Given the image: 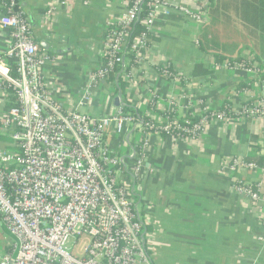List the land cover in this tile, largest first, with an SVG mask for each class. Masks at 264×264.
<instances>
[{"label": "crops", "instance_id": "0c3cea01", "mask_svg": "<svg viewBox=\"0 0 264 264\" xmlns=\"http://www.w3.org/2000/svg\"><path fill=\"white\" fill-rule=\"evenodd\" d=\"M21 1L35 42L46 57L42 73L50 95L66 111H74L90 88L93 73L104 64L109 29L124 16L130 0ZM166 2L152 25L157 40L147 53L150 61L135 69L126 89L133 106L146 112L156 94L160 109L174 100L181 117L187 114L185 103L200 116L203 109L220 110L225 101L240 111L249 97H264V45L253 34L248 36L235 25H220L207 37L206 51L201 50L204 24L193 17L200 0ZM8 43L9 34L0 27V54ZM217 55L254 59L260 74L229 68L227 61L217 64ZM152 62L171 63L189 84L165 80ZM241 84L250 86L251 94L237 91ZM122 95L114 82L103 81L93 87L79 111L114 118ZM5 97L0 91V118L8 108ZM114 132L111 128L106 141L115 153L126 156L142 138L133 126L124 136ZM148 145L135 185L152 264H264V169L232 171L227 166L231 158L264 159V122L243 117L216 121L196 140L154 133ZM236 181L259 185L260 203L253 205L240 196ZM11 243L0 219V255L10 251Z\"/></svg>", "mask_w": 264, "mask_h": 264}, {"label": "built area", "instance_id": "2783aa9c", "mask_svg": "<svg viewBox=\"0 0 264 264\" xmlns=\"http://www.w3.org/2000/svg\"><path fill=\"white\" fill-rule=\"evenodd\" d=\"M145 1L152 7L146 26L153 31L156 18L168 6L166 0H133L108 31L106 64L93 73L77 109L66 111L45 84L42 67L46 57L35 42L30 22L14 11V0H0V27L9 34L0 56V91L7 97L11 87L17 96L16 105L8 106L0 118V219L15 240L10 251L0 255V264H152L135 185L149 137L159 135L152 130L160 125L167 135L182 132L188 136L185 139L196 140L214 122L225 119L223 114L208 118V110L203 109L198 123L180 126L176 117L161 118L157 113L162 107L160 99L153 100L145 112L151 118L145 126L121 110L114 118L79 111L89 101L93 87L106 81L121 63L129 32ZM209 1L200 0L193 16L202 25L208 22ZM146 43L150 50L154 41L143 36L132 46L139 65L146 62ZM7 61L16 65V77L10 76ZM233 68L241 67L236 64ZM124 75L132 77L128 72ZM256 102L254 107L242 106L236 112L264 122V99ZM167 106L165 110L173 113L179 104L171 100ZM183 108L188 112L191 106L185 103ZM128 126L142 138L126 156L115 153L106 138L111 128L124 136ZM5 135L10 142L1 141ZM227 166L232 171L258 168L237 158L229 159ZM235 189L253 205L262 200L259 185L236 181Z\"/></svg>", "mask_w": 264, "mask_h": 264}, {"label": "trees", "instance_id": "16d2710c", "mask_svg": "<svg viewBox=\"0 0 264 264\" xmlns=\"http://www.w3.org/2000/svg\"><path fill=\"white\" fill-rule=\"evenodd\" d=\"M16 5L14 11L16 13H21L24 18H27L23 12L22 8V1L21 0H14ZM133 0L129 1L128 5L132 4ZM9 3V2H8ZM152 11V7L149 5V1H145L142 5V11L139 14L138 21L132 25L131 31L129 32V39L128 45L123 51L122 61L121 63H117L114 66V69L110 71L108 78L106 79L107 82H114L117 86V91L122 92L123 102L120 106V110L130 118H132L136 123H140L142 125H146L151 118L142 112L137 107L133 106L127 96H126V89L127 87L133 82L134 72L135 69L139 65V58L134 53L132 46L139 40L146 36L153 40H157V37L154 35V32L148 30L146 23L149 18V14ZM207 19L208 22L204 25L202 34L199 38V48L201 50L206 51V44H208L207 37L212 35L214 32V28H217L220 25L225 26H236L237 28L242 29L243 32H246L248 36H253L257 38L259 43L264 45V0H210L209 5L206 8ZM29 21V20H28ZM33 32V30H32ZM40 47V45H39ZM150 43H146V48L149 50ZM2 54H0L1 56ZM146 61H150L149 57L146 55ZM106 57L104 64H106ZM224 61H227V66L229 68H233L236 64L239 65L244 70H256L258 74H260V69H256L254 65L255 60L246 59V58H238L232 59L217 55V64H222ZM153 64V62H152ZM155 69L157 72L162 76L165 80L169 82H174L179 86H187L189 81L185 79L182 75L178 74L171 63L167 65H155ZM7 66L10 70V76L16 77V65L13 62L7 61ZM199 70V69H198ZM128 72L132 74V77H126L124 74ZM197 73V71H196ZM204 73H208L204 72ZM237 91L244 92L245 94H251L250 86L246 84H241L237 87ZM7 97H6V104L9 107L16 105V93L11 88H7ZM157 98L155 94L148 104V109L152 107V101ZM264 99V97L252 98L250 97L244 101L243 109H249L250 107H254L256 105V101ZM157 113L161 116V118H166L168 116H174L177 118L178 124L180 126H190L187 122L191 124L198 123L200 120V116H195L190 109L184 117H181L177 111L173 113H169L168 110L160 109ZM219 114L224 115V119H234L236 117H241L242 113H238L234 111L232 104L230 101H225L222 108L218 111L208 110L206 116L211 118V115L217 116ZM249 116V115H246ZM247 119L251 120L250 117ZM210 120V119H208ZM157 131L159 135L166 136L167 133L160 130V125H157L152 132ZM178 135L185 136L184 133H172V136L177 137ZM2 140V138H1ZM243 162L247 164H254L258 168L264 169V159L261 158H246L242 159Z\"/></svg>", "mask_w": 264, "mask_h": 264}, {"label": "rangeland", "instance_id": "374dc122", "mask_svg": "<svg viewBox=\"0 0 264 264\" xmlns=\"http://www.w3.org/2000/svg\"><path fill=\"white\" fill-rule=\"evenodd\" d=\"M231 46H233V44H231ZM1 138H2L1 141H3V142H10L11 141V139H10V137L8 135H5V136H3ZM12 241H15L13 237H12ZM14 256L15 257L17 256V252L14 254Z\"/></svg>", "mask_w": 264, "mask_h": 264}, {"label": "water", "instance_id": "95a60500", "mask_svg": "<svg viewBox=\"0 0 264 264\" xmlns=\"http://www.w3.org/2000/svg\"><path fill=\"white\" fill-rule=\"evenodd\" d=\"M41 45H42L43 47H45V48H48V45H47V43H45V42H42ZM119 97H121V95H119ZM118 100H120V98H118Z\"/></svg>", "mask_w": 264, "mask_h": 264}]
</instances>
